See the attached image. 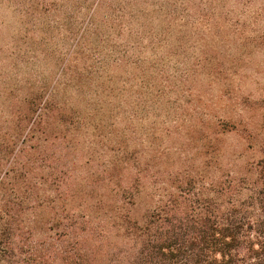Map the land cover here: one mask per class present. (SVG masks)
<instances>
[{
    "label": "rangeland",
    "instance_id": "obj_1",
    "mask_svg": "<svg viewBox=\"0 0 264 264\" xmlns=\"http://www.w3.org/2000/svg\"><path fill=\"white\" fill-rule=\"evenodd\" d=\"M37 90L63 106L55 161L82 192L135 179L133 215L213 196L264 157V0H0V176Z\"/></svg>",
    "mask_w": 264,
    "mask_h": 264
},
{
    "label": "trees",
    "instance_id": "obj_2",
    "mask_svg": "<svg viewBox=\"0 0 264 264\" xmlns=\"http://www.w3.org/2000/svg\"><path fill=\"white\" fill-rule=\"evenodd\" d=\"M25 103L24 145L11 151L22 159L0 176V264H264V157L254 177L222 182L213 196L168 198L133 215L125 201L135 179L87 195L64 148L56 163L53 140L65 135L49 119L65 113L52 91ZM108 225L125 238L111 256Z\"/></svg>",
    "mask_w": 264,
    "mask_h": 264
}]
</instances>
